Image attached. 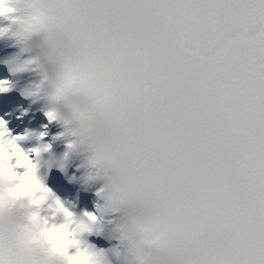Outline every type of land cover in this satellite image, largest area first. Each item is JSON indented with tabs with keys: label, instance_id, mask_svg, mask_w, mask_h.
<instances>
[{
	"label": "snow or ice",
	"instance_id": "snow-or-ice-1",
	"mask_svg": "<svg viewBox=\"0 0 264 264\" xmlns=\"http://www.w3.org/2000/svg\"><path fill=\"white\" fill-rule=\"evenodd\" d=\"M163 264H264V0H49Z\"/></svg>",
	"mask_w": 264,
	"mask_h": 264
},
{
	"label": "clouds",
	"instance_id": "clouds-1",
	"mask_svg": "<svg viewBox=\"0 0 264 264\" xmlns=\"http://www.w3.org/2000/svg\"><path fill=\"white\" fill-rule=\"evenodd\" d=\"M0 44L10 50L0 96L18 92L28 105L0 116V264H163L168 231L129 195L97 128L93 81L66 54L49 0H0ZM30 114L46 122L14 134L6 116ZM54 171L74 198L50 185ZM81 192L93 210L80 207Z\"/></svg>",
	"mask_w": 264,
	"mask_h": 264
}]
</instances>
